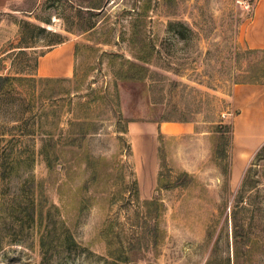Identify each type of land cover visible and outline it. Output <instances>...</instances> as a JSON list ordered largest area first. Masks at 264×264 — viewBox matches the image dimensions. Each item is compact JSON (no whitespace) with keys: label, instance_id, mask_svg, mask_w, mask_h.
<instances>
[{"label":"rangeland","instance_id":"1","mask_svg":"<svg viewBox=\"0 0 264 264\" xmlns=\"http://www.w3.org/2000/svg\"><path fill=\"white\" fill-rule=\"evenodd\" d=\"M255 2L0 0V191L46 213L11 220L6 200L0 264H46L60 219L81 247L56 241L47 264H264V144L243 148L264 119L234 139V86L263 56L244 33ZM65 41L63 75L46 55Z\"/></svg>","mask_w":264,"mask_h":264},{"label":"crops","instance_id":"2","mask_svg":"<svg viewBox=\"0 0 264 264\" xmlns=\"http://www.w3.org/2000/svg\"><path fill=\"white\" fill-rule=\"evenodd\" d=\"M244 33L250 48L259 50L264 49V0H256L254 3V15L246 22ZM59 45L51 49L46 57L47 59H49V57L53 59L52 57L59 56V68L57 67L55 69L59 72L58 74L66 75L69 74L71 70L74 49L71 44L66 43V41ZM233 97V107L237 109L234 120V139L237 141V137H239L240 134L249 137L255 134L254 129L256 128V123L254 119H264V83L238 82L234 86ZM169 124L179 125L180 129L170 130L167 127ZM158 127L162 131H166L172 135L190 132L195 129L190 122L181 121H162L158 124ZM263 144L264 138L253 147H249L248 144H246L243 148L247 152H251Z\"/></svg>","mask_w":264,"mask_h":264},{"label":"trees","instance_id":"3","mask_svg":"<svg viewBox=\"0 0 264 264\" xmlns=\"http://www.w3.org/2000/svg\"><path fill=\"white\" fill-rule=\"evenodd\" d=\"M22 22L24 25L32 24L33 28H39V29L45 28L43 26H38L37 24H34L29 20H23ZM62 41H63V39H62L61 34L57 33L56 37L54 38L53 43H59ZM21 42H22V45H21L22 47H28L31 45L28 32L23 33ZM24 50L25 49H23V48L21 49V51H24ZM249 50H257V49L250 48ZM261 51L263 52V56L260 60V64L257 66V68L250 70L249 74L244 76L242 79L237 80V82L264 83V49H261ZM139 57L145 61H148L147 55H143V56L140 55ZM35 61H36V65L38 66L40 63V55H38L35 58ZM13 78H14V76H9V75L5 76L3 74H0V87L2 86L3 81L13 79ZM184 120H188V119H181V121H184ZM223 146H224L223 143L221 144V146H219L218 153L219 154L221 153L222 156H225L226 151H228V150L226 147H223ZM176 185L177 184H174L173 187ZM6 200L9 202V203H7L9 205V208L8 209L5 208L7 213H5L4 215L8 218H11V220L14 218V216L16 217L18 212L25 210V211H27L28 216L31 217V220L34 221V223L37 222V219H39V217L41 218V223L45 222L44 219H45L46 213H45V207L44 206L39 208L37 206V204H35L34 202L31 203L30 201H28L25 204V203H23L22 199L17 198V197L13 198L11 200H8L5 198L4 193L2 191H0V211H2V209L4 208V205L6 204ZM23 206L25 207V209ZM53 209H57V206L52 203V204H50V208L48 209V211L52 212L51 210H53ZM38 210H39V212H38ZM1 218L2 217L0 214V224L3 223V219H1ZM9 221L10 220H7L6 236H7V234H10V233H12V231L16 230L14 228V224H12L11 226L8 224ZM13 223H14V221H13ZM1 226L2 225H0V249L2 248V239H3L1 237V233H2V227ZM47 237H49V239H47ZM56 241H59L61 244H63V246H66L70 249L81 247V244L75 238L71 227L68 226L63 219L56 220L54 225L48 226L46 234L44 233L42 240H41V246H42V249L44 252L43 263L47 264L48 262H50L51 257L56 254V252H57L56 249H53L56 247V244H55ZM56 248H58V246ZM136 259L137 258H133L132 260H136Z\"/></svg>","mask_w":264,"mask_h":264},{"label":"built area","instance_id":"4","mask_svg":"<svg viewBox=\"0 0 264 264\" xmlns=\"http://www.w3.org/2000/svg\"><path fill=\"white\" fill-rule=\"evenodd\" d=\"M250 6H251V4H248V5H247V7H250Z\"/></svg>","mask_w":264,"mask_h":264}]
</instances>
